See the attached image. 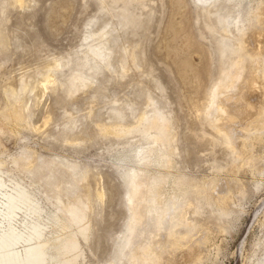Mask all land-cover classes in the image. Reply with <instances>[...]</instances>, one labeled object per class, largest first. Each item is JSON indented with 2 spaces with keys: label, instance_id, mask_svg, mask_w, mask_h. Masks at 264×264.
<instances>
[{
  "label": "rangeland",
  "instance_id": "obj_1",
  "mask_svg": "<svg viewBox=\"0 0 264 264\" xmlns=\"http://www.w3.org/2000/svg\"><path fill=\"white\" fill-rule=\"evenodd\" d=\"M260 1L264 8V0H221L211 7L199 0H144L132 8L141 26L125 31L122 4L113 8V0H23L22 6L0 0V164L8 185L0 190V204L3 194L20 184L40 202L43 224H50L46 237L52 239L61 233L47 218L68 217L59 200L68 209L89 196L87 238L76 227L68 235H76L80 253L72 264H143L121 253L130 236L128 170L152 140L142 129L124 137L102 135L101 129L137 126L142 115H153L154 101L171 119L175 189L184 187L188 219L208 233L200 264H259L264 259V118L256 121V112L249 110L244 114L239 122L252 127L237 148L201 112L218 79L220 60L216 43L221 37L212 36L206 25L219 27L217 9L224 17H240L238 7L254 8ZM98 52L111 54V66L96 59ZM86 62L100 67H82ZM51 70L55 82L46 89L44 76ZM73 75L90 81H77L81 87L69 94ZM11 92L23 101L25 125L2 116L13 102ZM159 146L165 150L163 143ZM216 179L236 180L243 189H235L220 206L228 218L220 216L207 191L205 198L198 195ZM167 188L171 193L172 185ZM98 192L105 193L104 203ZM19 215L18 227L26 219Z\"/></svg>",
  "mask_w": 264,
  "mask_h": 264
},
{
  "label": "bare ground",
  "instance_id": "obj_2",
  "mask_svg": "<svg viewBox=\"0 0 264 264\" xmlns=\"http://www.w3.org/2000/svg\"><path fill=\"white\" fill-rule=\"evenodd\" d=\"M17 1L21 6L24 4L23 0ZM142 1L144 0H113V8L122 4L119 11L123 20L120 25L125 31L130 27L141 26L142 21L132 13V8L134 4L142 3ZM219 1L221 0H199L209 7L216 5ZM262 4L263 2L260 1L256 7L243 10L238 7L236 14L241 15L240 17H224L219 14L220 9H217L219 27L212 24L206 25L212 36L220 35L221 37L216 43L220 60L218 79L214 81L211 89L209 88L208 101L201 113L209 114L216 130L229 135L237 148L238 139L248 136L249 129L252 127V123L244 126L245 123L239 122L245 118L244 114L249 110L250 113L256 112L257 116L254 114L256 121L264 118V8ZM232 26L235 33L231 29ZM94 56L111 66V54L105 55L98 52ZM134 56L131 61L137 64V58ZM98 63L86 62L82 67L91 65L93 68H99ZM59 66L60 64H57L54 68L57 69ZM122 69L123 73L127 72L126 62H123ZM52 71L44 76L46 89L55 82L52 80ZM75 75L70 77L69 94L79 90L80 82L90 81L84 76ZM77 81L80 82L77 83ZM22 91H27V87H23ZM9 95L13 98V102L2 112L4 120L17 126L25 125L28 119L22 99L17 98V95L15 96L12 92ZM151 105L153 115H142L135 127L111 125L102 126L101 129L102 135L114 137H124L136 129H142V134L144 133L147 140H152V144L145 151L138 153L136 167L128 170L127 177L131 187L129 198H127L131 203V222L128 229L131 238L128 237L126 242L124 241L126 249L122 250L121 255L129 258L128 261L136 263L142 261L143 264L156 262L158 264H200L209 242L208 233L201 227H195L184 211L185 201L189 196H185L187 193L184 187L175 189L177 181L173 179L172 171L175 169L173 156L176 150L173 147L174 144L172 145L175 137L172 133L171 119L163 114L162 107H157L154 101ZM239 126L241 130L236 133ZM160 143L165 145V150L159 146ZM3 166L0 164V190H5L8 186L2 177ZM170 184L172 185L171 193L167 192ZM235 189L241 190L240 193L243 192L236 180L216 179L197 191L199 196H203L202 194L207 191L208 198L214 201L215 207L221 213L220 216L228 218L229 214L224 213L220 206L234 196ZM96 197L103 203L104 198L106 199L104 192H98ZM90 198L88 196L82 205H79L81 202L77 201L68 209L63 201L59 200L61 206L63 205L62 209L64 207L68 213L65 219H61L57 214L53 218H47L44 215L53 225H58L57 233H61L51 239L46 237L49 235H46V227L50 224H43V209L40 202L35 201L24 187L15 183L11 192L3 194L2 206L0 204L2 208L0 210V264H72V260L77 259L80 253L75 241L76 235L73 234V238H69L68 235H72V229L76 227L77 231L87 238L92 215V199ZM191 201L189 200V205L194 202ZM58 212L60 213L61 210L58 209ZM20 213L25 215L26 219L18 227L16 221L18 222ZM81 213L83 216L80 215ZM49 228L51 230V227ZM54 232L52 234H55ZM196 232L201 235L194 239L196 236L193 237V235ZM68 255H71L72 259L66 261L65 257ZM263 263L264 259L259 262V264Z\"/></svg>",
  "mask_w": 264,
  "mask_h": 264
}]
</instances>
